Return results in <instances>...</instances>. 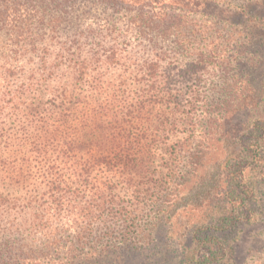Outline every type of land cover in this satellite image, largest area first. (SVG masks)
I'll list each match as a JSON object with an SVG mask.
<instances>
[{
    "label": "trees",
    "instance_id": "1",
    "mask_svg": "<svg viewBox=\"0 0 264 264\" xmlns=\"http://www.w3.org/2000/svg\"><path fill=\"white\" fill-rule=\"evenodd\" d=\"M207 12L227 16L212 0H0V264L151 245L175 191L209 178L205 213L182 222L196 245L183 261L225 258L264 189V173L249 179L264 162V100L245 129L242 115L237 130L201 129L204 87L227 67L218 35L206 42L212 29L188 15ZM259 12L250 0L234 16Z\"/></svg>",
    "mask_w": 264,
    "mask_h": 264
},
{
    "label": "rangeland",
    "instance_id": "2",
    "mask_svg": "<svg viewBox=\"0 0 264 264\" xmlns=\"http://www.w3.org/2000/svg\"><path fill=\"white\" fill-rule=\"evenodd\" d=\"M248 1L250 0H212L219 8L225 10L227 16H215L210 12L188 14L193 17V23L198 21L205 25V29H212L205 36L206 42L214 38L212 35H218L216 44L219 49H223V56L227 59L224 64L227 67L210 75L211 82L204 87L208 104L207 111L201 112L206 115L207 121L201 125V129L221 131L235 126L237 130L240 127L241 115L245 117V125L242 127L245 129L261 114L264 100V12L255 14L256 18H246L241 23L237 22L236 19L239 18L234 16V12L241 11ZM260 8L262 9L261 6ZM256 10L257 7L253 6V13ZM252 25L255 27H251ZM204 41L200 44H205ZM248 97L250 101L245 102L244 99ZM245 103H248V106H244ZM227 113L231 121L226 126L223 125V120ZM206 153L201 161L208 173L205 179L215 172L212 158L217 153V148L208 145ZM161 163L160 156H157L155 170L160 168ZM257 169L256 172L250 171L249 179L260 180L264 173V162ZM246 177L248 179V174ZM156 178L155 175V180ZM205 182L209 186L202 185L199 190L187 195L183 190L175 191L179 198L166 214L170 215L169 219L162 218L155 226V241L151 245L142 246L138 243L136 248L121 245L113 251H98L88 259L79 255L75 264H186L183 255L196 245L189 244L190 237L185 234L182 225L190 228L200 216V212L205 213L210 178ZM205 182L203 184H206ZM252 199L251 221L240 224L231 235L225 237L229 246L226 247L225 258L217 264H264V189L260 188ZM198 204H201V211L199 208H192ZM97 247L100 249V245ZM78 254L80 253L77 252L76 255Z\"/></svg>",
    "mask_w": 264,
    "mask_h": 264
}]
</instances>
